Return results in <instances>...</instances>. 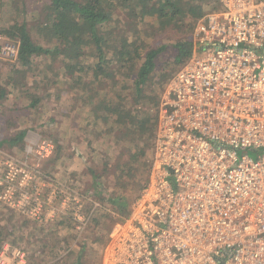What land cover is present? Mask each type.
<instances>
[{"label": "built area", "instance_id": "built-area-1", "mask_svg": "<svg viewBox=\"0 0 264 264\" xmlns=\"http://www.w3.org/2000/svg\"><path fill=\"white\" fill-rule=\"evenodd\" d=\"M216 1L161 93L148 179L109 233L102 264H264V0ZM17 48L0 50L15 59ZM49 148L42 140L36 152ZM39 173L4 154L0 203L52 220L55 209L39 214ZM53 192L67 205L61 184ZM0 264H27L26 252L3 242Z\"/></svg>", "mask_w": 264, "mask_h": 264}, {"label": "trees", "instance_id": "trees-1", "mask_svg": "<svg viewBox=\"0 0 264 264\" xmlns=\"http://www.w3.org/2000/svg\"><path fill=\"white\" fill-rule=\"evenodd\" d=\"M5 1L0 0V7ZM206 1L211 0H45L41 4L44 15L39 14L37 27L34 24L27 27L23 22L1 30L5 37L17 43L16 59L21 67H36L37 56L55 54L62 58L70 74L69 82L77 88L82 86L78 89L79 104L90 98L87 109L93 114V124L104 127L96 135L105 139L116 132L114 143L96 155L100 158L97 170L89 165L100 187L97 193L86 190L101 203L98 206L90 200L91 209L85 217L87 228L95 236L103 233L102 228L112 219L120 221L127 217L131 202L147 181L160 95L173 73L172 68L188 58L193 48L191 38L177 39L170 66L157 61L162 47L144 50L148 38L168 28L180 31L185 19H196L205 13L201 9ZM213 2L218 8L217 1ZM121 8L126 19L119 13ZM88 54L93 57L92 62L85 61ZM92 69L93 73H89ZM89 74L93 75L91 83L82 82V77ZM93 84L102 87L93 88ZM85 91L91 94L82 95ZM24 132L11 138V143L22 138ZM110 147L115 151L109 153ZM111 167L112 191L105 187L109 180L104 176ZM6 223L10 224L7 220ZM6 230L0 228V240ZM81 251L66 264H85Z\"/></svg>", "mask_w": 264, "mask_h": 264}, {"label": "rangeland", "instance_id": "rangeland-1", "mask_svg": "<svg viewBox=\"0 0 264 264\" xmlns=\"http://www.w3.org/2000/svg\"><path fill=\"white\" fill-rule=\"evenodd\" d=\"M42 1L45 0H6L1 5L0 49L4 41H14L13 38L5 37L1 30L9 25H19L23 22H26L27 27L28 24L38 23L39 14L43 13L44 15V10L41 7ZM216 7L213 0L206 1L203 2L201 11H213ZM119 13L126 19L123 8ZM196 20L197 18L185 19L180 31L168 28L164 32L153 34L148 38L144 50L150 49L152 46L162 47L157 61L173 65L175 53L173 43L182 37L191 38ZM35 26L37 27V25ZM118 29L112 28L116 31ZM37 41L40 42L39 39ZM44 43L42 42V44ZM93 60L91 54H88L85 59L89 62ZM182 62L171 71L174 73ZM35 63L36 67L33 68L21 67L16 58L10 59L0 50V139L8 140L13 136L15 138L20 135L22 130L25 131L22 141H18L20 137L11 145L4 141L5 143L0 147L6 149L7 144L13 148L11 154L2 153V149H0V161L2 160L1 154L3 156L7 154L19 160L36 163L40 172L39 201L42 204L39 214L43 212V217H48L49 209H55V214L52 220L38 221L35 216H25L9 207L0 206V228L6 227L7 229L5 237L1 240L10 241L11 244L21 247L26 252L27 264H66L76 258L75 255L80 249L83 250L81 251V260L85 264H101L103 249L109 233L120 221L112 219L102 228L103 233L95 236L94 232L87 228V222H79L74 214L75 212L79 213L82 219L87 217L91 209V201L101 206L94 195L86 193V190L91 193H97L100 190L99 180H94L90 169L97 170L96 164L100 158L96 155L100 149L105 150L114 143L116 132L105 139L96 135L97 131L104 127L101 124H93V114L87 109L89 107L87 101L90 98L86 97V102L82 100V103L79 104L78 89L82 86L79 85L77 88L69 82L67 77L70 74L67 72L62 58L55 54L37 56ZM89 73H93V69ZM89 76L82 77V82L91 83L93 75ZM104 80L108 81L107 78ZM100 87L102 86L93 84V88L99 89ZM86 94L90 95L91 92L85 91V94L82 92V95ZM36 98L39 100L34 103ZM42 140L51 146L47 152H44V155L36 152L39 150ZM153 147L150 151V164ZM16 149L17 151L13 152ZM29 149L33 152L27 153L26 150ZM125 149L120 148L121 151ZM114 151V147H110L108 150L109 153ZM247 152L254 158L258 154L254 150H247ZM114 156L112 157L114 158ZM113 171L111 167L109 173H104L105 180H109L106 181L105 187L110 188L111 191L114 188L110 183V175ZM98 173L103 174L99 171ZM59 184L64 187L70 197L67 205L64 206L61 205L58 197L53 198V188L57 189ZM74 194L81 198L78 203L72 200ZM138 196L139 194L131 202L130 209ZM79 203L82 205L81 208ZM88 221L90 220L88 219ZM80 245L83 247L81 248Z\"/></svg>", "mask_w": 264, "mask_h": 264}, {"label": "crops", "instance_id": "crops-1", "mask_svg": "<svg viewBox=\"0 0 264 264\" xmlns=\"http://www.w3.org/2000/svg\"><path fill=\"white\" fill-rule=\"evenodd\" d=\"M24 135H25V134H23V137H22V138H19L18 141H20V140H21V141L24 140V137H25ZM13 137H14V136H13ZM13 137H10L8 140H6V139H5V140H4V139H0V146H3V144L5 143L4 141H7V143H8L9 145H11V141H10V139L13 138ZM31 138H32V137H31ZM22 146H23V145H22ZM6 147H7L6 149H3L2 147H0V149L3 150V151L1 150V152H2V153L4 152V153H10V154H11V149H12L13 147H12V146H7V144H6ZM20 147H21V146H20ZM14 148H16V147H14ZM21 148H22V147H21ZM16 151H17V149L14 150L13 152H16ZM1 156H2V158L4 157L3 154H1ZM0 206H2V207L5 208V206H4L2 203H0ZM5 221H6V220H5ZM5 239H6V238H5ZM3 242H6V240H4V239L1 240L0 246H1V244H2ZM9 242H10V241H9ZM101 264H102V262H101Z\"/></svg>", "mask_w": 264, "mask_h": 264}]
</instances>
